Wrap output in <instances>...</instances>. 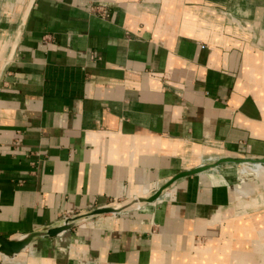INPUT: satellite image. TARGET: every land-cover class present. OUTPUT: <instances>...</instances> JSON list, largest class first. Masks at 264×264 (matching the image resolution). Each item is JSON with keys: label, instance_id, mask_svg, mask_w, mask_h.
I'll list each match as a JSON object with an SVG mask.
<instances>
[{"label": "crops", "instance_id": "1", "mask_svg": "<svg viewBox=\"0 0 264 264\" xmlns=\"http://www.w3.org/2000/svg\"><path fill=\"white\" fill-rule=\"evenodd\" d=\"M225 2L0 0L3 237L264 156V0L245 18ZM254 165L180 177L0 264H264Z\"/></svg>", "mask_w": 264, "mask_h": 264}, {"label": "water", "instance_id": "2", "mask_svg": "<svg viewBox=\"0 0 264 264\" xmlns=\"http://www.w3.org/2000/svg\"><path fill=\"white\" fill-rule=\"evenodd\" d=\"M14 46H15V42H14ZM8 61L9 59L6 60L1 66L0 76L4 72ZM224 162L259 163V164L264 165V156L263 157H242V158L220 157V158L215 159L214 161H211L208 163H201L197 165L196 167H193L192 169L183 170V171H180L174 174L165 183L160 185L151 195L134 197L132 200L126 203H123L119 206L107 205L104 207L92 209L91 211H88L83 214L66 217L65 219L62 220L61 223L54 224V225H48V226L43 227L42 229L30 231L21 237L5 238L0 234V254L8 256V257H12L15 254L19 253L20 251H22L23 249H25L35 238L43 237V236H47V237L58 236L59 234L70 230L77 223L81 222L85 218H90L94 215H99V214L117 213V212L125 210L126 208L130 207L134 203L153 202L160 196L162 191L165 188H167L176 179L186 176V175L197 174V173L203 172L205 170L213 168L219 165L220 163H224Z\"/></svg>", "mask_w": 264, "mask_h": 264}, {"label": "rangeland", "instance_id": "3", "mask_svg": "<svg viewBox=\"0 0 264 264\" xmlns=\"http://www.w3.org/2000/svg\"><path fill=\"white\" fill-rule=\"evenodd\" d=\"M223 1H226L223 4L225 9H229L230 12H236V14H240L244 18L246 17V15L248 14L251 8L249 4V0H223ZM258 1H263V0H258ZM252 167L254 169H259V167L261 166L255 164Z\"/></svg>", "mask_w": 264, "mask_h": 264}, {"label": "bare ground", "instance_id": "4", "mask_svg": "<svg viewBox=\"0 0 264 264\" xmlns=\"http://www.w3.org/2000/svg\"><path fill=\"white\" fill-rule=\"evenodd\" d=\"M256 164V163H255ZM258 165H259V163H258Z\"/></svg>", "mask_w": 264, "mask_h": 264}]
</instances>
